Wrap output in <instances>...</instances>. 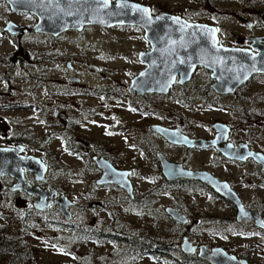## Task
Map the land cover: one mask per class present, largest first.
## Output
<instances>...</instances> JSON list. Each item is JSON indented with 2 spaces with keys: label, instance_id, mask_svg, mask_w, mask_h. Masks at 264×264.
Masks as SVG:
<instances>
[{
  "label": "rangeland",
  "instance_id": "1",
  "mask_svg": "<svg viewBox=\"0 0 264 264\" xmlns=\"http://www.w3.org/2000/svg\"><path fill=\"white\" fill-rule=\"evenodd\" d=\"M134 1L148 5L153 14L170 12L190 21L214 25L219 29L220 42L225 45H239L240 37L264 35V0ZM30 14H15L7 3H1L0 31L3 32L7 20L27 26L35 24L37 19H31ZM238 15L252 20L253 25L239 21ZM149 48L143 30L131 25H91L83 32L66 31L55 38L5 33L0 40V146L16 137L30 140L24 153L39 156L47 163V183L75 203L71 209V222L75 224L120 236L146 234L156 237L163 245L172 242L176 246L181 240L176 237V226L159 213L161 208L181 198L192 212L200 213L205 219L192 234L194 241L209 247L223 246L236 255L243 253L250 264H264L263 235L256 232L253 225L242 229L222 223V219H232L222 200L213 198L209 191L163 183L160 167L146 151L148 140L145 141V137L174 162L185 154L182 148L170 145L160 136H151L150 125H180L184 130L206 137L214 133L215 121H231L235 109L226 107L227 98L218 101L207 98V102L202 97L207 95L205 92L210 90L213 80L203 67L196 69L183 90L181 86L174 87L175 97L130 94L131 80L145 66L138 59V53ZM90 65L97 66L99 71H92ZM70 78H77L79 82ZM50 80H61L64 84ZM263 80L264 76L259 77L247 88L264 91ZM42 106L45 112L38 109ZM257 106L255 111L259 112V107L264 108V100ZM255 129L258 130L257 125L245 133L249 135ZM46 137L50 138L44 143ZM257 142L264 143V140ZM93 154L105 155L117 168L133 170L134 193L136 199H140L134 206H129L127 200H119L123 192L117 187L98 188L94 180L100 172L89 157ZM211 155L212 151L192 153L191 165L199 166ZM213 169L223 178L232 172L236 175L241 172L222 160ZM91 183L94 187L89 193ZM7 185L6 181L0 182V201L14 205L17 210H26L27 195L9 192ZM248 191L256 192L258 201L264 202L263 188ZM248 199L255 200L252 196ZM92 203H96V207H92ZM7 215L0 218V234L5 233L6 243L29 251L31 264L175 262V251L163 256H145L133 263L126 261L129 258L115 255L124 247L121 243L71 241L52 223L65 220L55 205L39 215L32 211L23 217L24 222L18 212ZM68 249L72 255L66 254ZM9 257L2 253L0 263H5Z\"/></svg>",
  "mask_w": 264,
  "mask_h": 264
},
{
  "label": "water",
  "instance_id": "2",
  "mask_svg": "<svg viewBox=\"0 0 264 264\" xmlns=\"http://www.w3.org/2000/svg\"><path fill=\"white\" fill-rule=\"evenodd\" d=\"M18 12L34 14L38 19L32 26L18 24L9 20L4 28L11 34L40 32L53 36L68 30L80 31L91 25L103 27L131 25L141 28L150 49L138 53V59L145 64L144 68L133 77L128 87L132 95L146 93L167 94L174 83L185 85L192 79L196 69L203 67L210 72L213 79L210 87L217 94H232L251 76L264 73V36L250 38V48L229 46L219 42L218 32L214 25L190 21L170 12L153 14L148 5L134 0H109L108 7L101 6L96 0H0ZM126 5V7H122ZM139 9H148L145 14ZM178 18V19H174ZM251 25L250 21H248ZM97 70V66H89ZM255 67V71H253ZM143 73V75H141ZM216 136L213 139L191 138L160 124H152L151 129L174 144L188 147L214 145L224 154L227 126L217 121L213 124ZM49 137L43 139L48 142ZM21 143L14 146H0V180L9 176L14 182L9 186L11 191L24 190L36 196L33 202L35 209L46 210L52 201L57 209L70 220V199L50 186L45 188L33 185L27 179L32 174L36 182H45L48 172L47 163L39 156L25 154ZM162 174L173 180L177 177L200 179L221 196L234 202L238 219L251 220L257 228L264 229V219L255 210L246 208L233 192L227 181L217 178L206 171L185 169L180 163L167 160L158 152ZM96 165L102 170L96 184H115L123 188L130 196L134 195L133 184L129 178L130 170L116 168L108 159L93 157ZM264 167V161H263ZM54 197V198H53ZM53 199V200H52ZM165 211L175 220L183 223L186 217L178 209L166 206ZM180 247L184 253H195L197 257L209 264H250L246 258L238 257L223 246L208 248L205 244H194L188 237H183Z\"/></svg>",
  "mask_w": 264,
  "mask_h": 264
},
{
  "label": "flooded vegetation",
  "instance_id": "3",
  "mask_svg": "<svg viewBox=\"0 0 264 264\" xmlns=\"http://www.w3.org/2000/svg\"><path fill=\"white\" fill-rule=\"evenodd\" d=\"M1 3H4V2H1ZM14 13L15 14H23V13H28V12L14 11ZM30 15H31V19H38L34 14L33 15L30 14ZM238 18H239V21L240 20L243 21L248 26H252L253 25V21L250 20V19H246V18H244V17H242L240 15H238ZM6 19H8V18H6ZM8 21L9 20H7V22ZM248 21H250L251 25H249ZM7 22H6V24H7ZM6 24H5V26H6ZM5 26L3 27V32L0 31V40L4 36L5 33H8L10 35H18V36H24L25 34H40V35H44V36L46 35V36L52 37V38L58 37L60 35L59 34L58 36H53L51 34L40 33V32H24L23 34H18V33L17 34H11L8 31L4 30ZM87 27L83 28L80 31H77V30H73V31H75L77 33L78 32H83ZM216 29H217L218 37H219V33L220 32H219L218 27H216ZM68 31H72V30H68ZM261 36H264V35H261ZM253 37H257V36H248L246 38L240 37L238 39L239 45H234V46L250 48V46H251L250 38H253ZM219 42H220V40H219ZM229 46H232V45H229ZM67 66L71 67L70 63H68ZM92 71L97 72V71H99V68L97 70H93L92 69ZM262 76H264V73H258V74H255V75L251 76L245 83L241 84L235 90V92L232 93V94H224V95L217 94V93H215L213 91V89L210 88V90H207L205 92L207 94L205 97L201 95L206 100H207V98L208 99L209 98H213L214 100L218 101V100H220L222 98H227L229 100V102L226 105V107L227 108L233 107L235 109L234 118L231 121L229 120L227 122H223L227 126V134H226V139L224 141L225 143L222 144L223 146H226V148H227V151H226L225 154L223 152H221V150L219 148H217L216 146H214V145L201 146V147H196V146L188 147V146H186L184 144H174L172 142H169L168 140H166V138H164L163 136L158 134L156 131L151 129V125L152 124L150 125V128H149V133H150L151 136L158 135L161 138H163L165 141H167L170 145H172L174 147L182 148L185 155L181 158L180 161H175L174 162L168 157V155H166L158 147V145H156L151 140H149V137H145V141H146V139L148 140V143L146 144L147 146L145 145V147H146V149H148L146 151L151 153V155L153 157V160L156 161L157 166L160 167V177H161V179H162V181H163V183L165 185H176V184H179L181 186H188V187H191L193 189H199V190L202 189V190H205V191H209L210 193L213 194L212 195L213 198L217 197L218 199L222 200L229 208L228 211L230 212V217H232V219L231 218L230 219H225V220L222 219L221 220L222 223L223 222L231 223V224H233V225H235L237 227H240L242 229L246 228L247 225H250V226L253 225L255 227V229H256V232L260 233L264 237V229L257 228L251 220H248V219H240L239 220L238 216H237V207L234 204V202L232 200H230L228 198H225V197L221 196L220 194H218L215 190H213L212 187L207 185L202 180L193 179V178H186L184 176L177 177V178H175L173 180H168L162 174L161 165H160V161H159V158H158V152H161L163 154V156L167 160H169L171 162H174V163H180L182 165V167L185 168V169H190V170H194V171H206V172H208L210 174L215 175L219 179L227 181V183L229 184L230 189L233 192H235V194L241 200L243 205L246 208L255 210L264 219V202L258 201L256 192L248 191V190H251L252 188H257V189L263 188L264 189V167H263L264 143H258L257 142V140H264V134L261 133V130L264 131V108L259 107V112L255 111V108L258 107L257 103L259 101H261V100H264V91H259V90H256V89H253V90L250 91L247 88L249 86V84L254 83L255 81H257V79L259 77H262ZM38 79L40 80V77H38ZM72 79H74L76 82H79V80L77 78L76 79L75 78H70V80H72ZM55 81H58V82L64 84V82L61 81V80H53L51 82H55ZM212 82H213V80H212ZM263 82H264V80H263ZM84 86H86V85H84ZM177 86H181L182 90L185 88L184 85H179L178 84L177 78H176V82L174 83V85L172 86L170 91L167 94H165V97H175V95L173 93V90H174V87H177ZM237 101H238V103H237ZM207 102H208V100H207ZM248 102H251V103L248 105L247 104ZM240 103H242V104H240ZM238 104H240V107H239ZM205 105H207V104H205ZM44 107H46V105H44ZM44 107L43 106H42V108L38 107V109L39 110L41 109L42 112H43L44 111ZM215 122H217V121H215ZM239 122H242L243 124L242 125H237ZM153 124H160V125L165 126L162 123H153ZM213 124H212V127H213ZM255 125H257L258 130L255 129L254 132H251V134L247 135V133H245V132H247L248 130H251V128H253ZM165 127H168V126H165ZM168 128L178 129L181 133L186 134V135H188L191 138L200 137V138H204V139H208L209 140V139H213L216 136V131H215L214 127H213L214 133L212 135H209V136H206V137L195 135L192 132L184 130L183 126L180 127V125L174 126V127H168ZM239 133H242V134L239 135ZM29 142H30V140H25V138H23V137H16L15 139H10V140L6 141V143L4 145L14 146L16 144L21 143V144H23L26 147V145H28ZM208 151H212V155H211L210 159H204V162L201 165L199 164V166L191 165L192 153H194V154H198L199 153L200 154V153L208 152ZM94 156L106 158L114 165V163L108 157H106L105 155H102V154L90 155L89 157L91 158L92 162L94 163V165L96 166V168L100 172L98 177H100V175L102 173V170L96 165V163H95V161L93 159ZM221 160L223 162H225L226 164L230 165V166L236 167L241 172L238 175L233 174L235 172H232V174H229L228 177H226V178L220 177L214 171L213 167H214V165H216ZM118 169H120V168H118ZM122 170H130L129 178L131 180V176L133 175V170L132 169H122ZM30 175H32V174H28L27 175V179L31 182V184L40 185L43 188H45L47 186H50L51 189H56V188L52 187L49 183H47V180L45 182H36L34 180V178H33V175L32 176H30ZM28 176H30V177H28ZM96 179L94 180L95 184H96ZM2 181H6V183L8 184L6 186V188H7V190L9 192H12V193L13 192H22V193L27 195V198L29 199L28 207H26L27 211H31V212L32 211H39V210L35 209L34 206H33V202L36 199V196L29 195L24 190L11 191L9 189V186L14 182V179L9 177V176H3L1 178V180H0V182H2ZM131 182H132V180H131ZM96 185L98 186V188L117 187L118 189H120L123 192L122 196L119 197V200H127V204L129 206H134L136 204V201L140 200V199H136L135 193H134L133 196H130L123 188L119 187L118 185H115V184H104V185L96 184ZM93 187H94V185H93V183H91V185L89 187V193H91V190H92ZM133 189H134V186H133ZM56 190L60 194H63L60 190H58V189H56ZM249 196L254 197L255 200L248 199ZM70 201H71V204L69 206V210L71 212V209L73 208L75 203L71 199H70ZM53 205H55V209L60 213V211L57 209V204L54 203L53 201H52V203L50 204V206L46 210L41 211V212L45 213L46 211H49V209H51ZM91 206L92 207H96V203H92ZM100 206L102 208H104L103 204H100ZM167 206L175 207L183 215H185V217L187 219L186 222L183 223V222H181L179 220L173 219L165 211L166 206L160 209V213L159 214L161 216H164V217L168 218L169 220H171V222H173L174 225L177 228L176 229V231H177L176 237H178L181 240L177 241L178 243L176 242L177 243L176 246L179 247L180 250H181L180 243H181L183 237H185V236L188 237V239L191 242H193L194 244H197V245L203 244V243H198V242H196V241H194L192 239V234L194 233V231L196 229H198L200 227V225H202L204 220H205L200 215V213L192 212L191 208L185 202H183V200L181 198H178L177 201L174 204L167 205ZM71 214L73 215L72 212H71ZM64 219H65V217H64ZM206 219H208V218H206ZM72 220H73V216L71 217L70 220H66V221H72ZM263 240H264V238H263ZM207 247L211 248L208 245H207ZM181 252H182V250H181ZM182 253H184V252H182ZM192 254L197 256L196 252L192 253ZM237 256L238 257L241 256V258H246L248 260L247 255H244L243 253L241 255H237ZM248 262H249V260H248Z\"/></svg>",
  "mask_w": 264,
  "mask_h": 264
},
{
  "label": "trees",
  "instance_id": "4",
  "mask_svg": "<svg viewBox=\"0 0 264 264\" xmlns=\"http://www.w3.org/2000/svg\"><path fill=\"white\" fill-rule=\"evenodd\" d=\"M17 207L14 205L7 204L6 202L0 201V218H6L8 212H18L21 214V218L27 217L31 214V211L27 210H17ZM35 214H42V212L34 211ZM49 222L51 220H44ZM24 222V220H23ZM53 224H56L57 228L60 231L65 232L66 236L69 237L71 241L83 242L87 240H94L95 242L100 241H111L123 244V248L117 250L115 255L118 258H125L131 261L136 262L138 259H141L145 256H163L166 252H176V258L174 259V264H209L208 262L200 259L194 254L182 253L180 248L175 246L172 242L168 243V246L163 245L156 237H151L149 235L143 234H134L129 235V233L123 235H116L105 233L89 227L85 224L73 223L66 220L52 221ZM24 226H26L24 224ZM29 229V227H28ZM5 233L0 234V255L2 253H7L10 257L5 263L0 264H31L33 259L31 258V253L29 251L23 250L22 247L15 244H8L5 242ZM167 247V250H165ZM69 250V249H68ZM65 250L66 254L72 255L70 250ZM30 259V260H29ZM32 259V260H31ZM122 259V260H125ZM32 261V262H31ZM81 264L82 261H80ZM84 264H91L90 261H84Z\"/></svg>",
  "mask_w": 264,
  "mask_h": 264
},
{
  "label": "snow or ice",
  "instance_id": "5",
  "mask_svg": "<svg viewBox=\"0 0 264 264\" xmlns=\"http://www.w3.org/2000/svg\"><path fill=\"white\" fill-rule=\"evenodd\" d=\"M97 3H99L101 6L107 8L108 7V3H109V0H96ZM122 7H126V5L122 6ZM138 8V10L144 12L145 14H147L149 12L148 9H139V6H135ZM174 19H178V18H174ZM255 67H253V71H255ZM143 75V73L141 74Z\"/></svg>",
  "mask_w": 264,
  "mask_h": 264
}]
</instances>
